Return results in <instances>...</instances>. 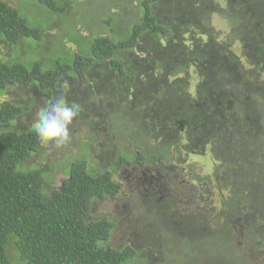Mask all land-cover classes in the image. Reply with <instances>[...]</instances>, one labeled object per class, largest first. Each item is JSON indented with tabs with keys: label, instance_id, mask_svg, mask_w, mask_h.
Instances as JSON below:
<instances>
[{
	"label": "trees",
	"instance_id": "16d2710c",
	"mask_svg": "<svg viewBox=\"0 0 264 264\" xmlns=\"http://www.w3.org/2000/svg\"><path fill=\"white\" fill-rule=\"evenodd\" d=\"M23 2L48 19L77 0H0V264H148V251L163 264H196L216 235L212 263L264 264L233 237L236 225L238 244L264 257V0H97L88 33L57 35L46 50ZM64 80L90 132L80 146L89 158H52L31 130ZM13 88L25 94L11 100ZM183 153L219 166L215 179L188 167L206 202L173 212L175 248L167 234L157 249L109 245L117 225L92 218L93 203L123 198L122 169L160 162L173 173ZM213 189L222 195L212 211Z\"/></svg>",
	"mask_w": 264,
	"mask_h": 264
},
{
	"label": "rangeland",
	"instance_id": "374dc122",
	"mask_svg": "<svg viewBox=\"0 0 264 264\" xmlns=\"http://www.w3.org/2000/svg\"><path fill=\"white\" fill-rule=\"evenodd\" d=\"M94 2L96 3L97 7L94 6L90 0L89 2L80 0L76 5L73 6L72 9L69 8V11L65 12L64 14L49 12L48 19H42L41 16H38L37 11L33 9L35 8L34 4L29 6L28 3L23 2L24 5L22 6V13L23 16L27 17L31 25H35L39 29L43 30V42L37 44L36 46L40 49L43 48L46 50L47 47L55 45L54 39L57 35H60L64 38L65 36H70V38L73 39L78 37V33L81 35L88 33V30L90 29L89 26H86L93 20L90 15L95 12V10L96 12L94 15L99 14L100 12V9H98L99 6L97 0H94ZM28 11H31L35 14L31 15L28 13ZM101 14L104 13L101 12ZM77 22L82 26H78ZM83 24L87 25L84 27ZM28 47V43H24L22 45L23 49ZM8 94L10 95V99L14 100L15 97H21V95H24L25 91H21L18 88H13L8 91ZM77 101L81 102V100ZM42 106L43 105H40L39 107ZM34 115L35 113L30 116L31 122L33 121ZM99 119L100 116L96 115L95 120H93L94 125H97V121ZM74 123L76 125L75 128L71 126V139L68 144L59 149L53 145L47 146L46 152H48L52 158L55 156L56 158H61L64 153H67L68 155L86 153L87 157H90L89 153L84 151V148H80L81 142L86 144L91 141L90 132L84 124L80 125L79 123H76V119L74 120ZM177 156L179 157L180 155L178 154ZM182 157L183 159H186V164L174 169L175 172L173 173L169 172L168 170H164L160 162H158L160 167H156L154 169L149 168L150 171H147L148 166L141 169L135 165H131L129 169H122L121 173L115 178L123 189V198L114 200L110 199L103 202L99 201L100 203L95 201L93 203L92 206L95 208V211L92 212V218H98L102 215H106L110 217L117 225L111 235L110 240L108 241L109 245L118 248L124 244H136V247L139 249H144L147 246L157 249L155 244L152 242L155 240H163V242H165L164 235L167 234L166 236L167 241H169V248H175V244L170 242L174 240V236L172 234L174 230L171 229V224L173 223L172 220L174 218V216H172L173 212L181 211V213L184 214L185 211L191 206L199 204L196 203V198L194 197L196 193V186L193 184L191 177L188 175L190 173H187L188 167L191 166L192 170L195 171L197 175L204 176L203 174L208 172L206 175H208L210 179H215V176H213V171L219 166L218 163L215 164L212 156L209 155H188L183 153ZM97 164L99 163L97 162ZM58 179L61 180L60 175H58ZM144 192L148 196L145 195ZM211 193L215 201L213 207L211 208L213 211L214 207L217 209L220 207V196L222 194L217 189H213ZM134 197H137V199H134ZM138 197L142 199L143 203ZM163 197L166 198V203H154H157L158 200ZM150 198L153 200V202L150 201ZM175 202H177V204H175ZM168 207L172 209L168 210ZM203 213L205 212L203 211ZM209 214L211 215L210 212H208V215ZM234 228L235 233L233 237L236 234L237 238L238 236L240 237V233H242V231L236 225ZM243 234L245 235V233ZM237 238L234 239L235 246L238 245V249L241 251L244 249V252H246L248 258L251 260H258V262L264 260V257H260L255 253L256 251L252 252L249 246L248 248L244 246V248L242 245L238 244L240 240ZM217 239L218 236L216 235L214 238H210L208 241H206L202 247L203 252L198 253L199 259L196 264H217L212 263V260L216 262L218 257L217 253L214 252L216 248H213V241ZM143 256L147 257V259L149 258L151 264H158L162 260L161 254H156L153 251H148Z\"/></svg>",
	"mask_w": 264,
	"mask_h": 264
},
{
	"label": "clouds",
	"instance_id": "9594fccd",
	"mask_svg": "<svg viewBox=\"0 0 264 264\" xmlns=\"http://www.w3.org/2000/svg\"><path fill=\"white\" fill-rule=\"evenodd\" d=\"M60 87L61 93L36 111L31 124V130L42 146L53 145L58 149L70 142V127L79 115L78 106L67 100V91L71 88L69 82L64 80Z\"/></svg>",
	"mask_w": 264,
	"mask_h": 264
},
{
	"label": "flooded vegetation",
	"instance_id": "af4514ba",
	"mask_svg": "<svg viewBox=\"0 0 264 264\" xmlns=\"http://www.w3.org/2000/svg\"><path fill=\"white\" fill-rule=\"evenodd\" d=\"M80 0H77V2L75 3V5L79 2ZM85 2H89V0H84ZM196 198V197H195ZM198 202H206L205 200H203V198L199 199L198 197L196 198V203ZM201 210H203L202 208H200Z\"/></svg>",
	"mask_w": 264,
	"mask_h": 264
}]
</instances>
